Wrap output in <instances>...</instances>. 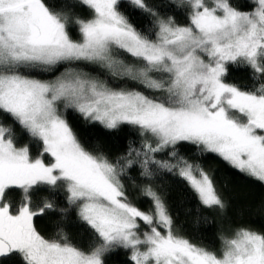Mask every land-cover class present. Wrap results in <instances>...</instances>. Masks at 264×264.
<instances>
[{"label":"snow or ice","instance_id":"6c2138e0","mask_svg":"<svg viewBox=\"0 0 264 264\" xmlns=\"http://www.w3.org/2000/svg\"><path fill=\"white\" fill-rule=\"evenodd\" d=\"M173 2L185 23L127 0L151 17L137 26L123 0H78L87 17L48 0H0V257L105 264L120 248L132 264H264V233L230 226L218 250L203 246L181 234L155 186L161 172L177 176L201 206L224 212L202 165L210 155L264 183V0L248 11L230 0ZM229 66L250 68L253 87L227 82ZM72 114L109 130L130 126L138 139L109 157L81 142ZM17 128L42 145L36 156L19 145ZM128 181L150 207L138 206ZM41 187L66 193L92 235L86 248L62 228L50 238L38 231L34 218L54 208H31Z\"/></svg>","mask_w":264,"mask_h":264},{"label":"trees","instance_id":"16d2710c","mask_svg":"<svg viewBox=\"0 0 264 264\" xmlns=\"http://www.w3.org/2000/svg\"><path fill=\"white\" fill-rule=\"evenodd\" d=\"M48 3L56 11L67 10L82 17L89 15V10L80 6L78 0H48ZM123 3V10L134 24L145 26L150 22V15L134 8L127 3V0H123ZM146 3L161 15H175L178 23H185L184 10L177 8L173 0H146ZM230 3L237 10L248 11L251 0H230ZM251 75L250 68L229 66L226 80L241 89H251L253 87ZM70 123L82 143L112 158L124 154L129 143L138 139L136 130L127 125L109 130L99 124L86 122L78 114L70 116ZM16 135L20 146L28 144L33 156L39 153L42 148L39 142L30 140L19 128L16 129ZM181 151L188 157L195 155L191 145L182 146ZM202 165L213 176L216 187L226 202L227 207L224 212L201 206L191 189L179 177L166 172H161L156 177V189L165 199L181 234L203 246L218 250L219 235L221 232L229 231L230 226L245 225L264 233V184L236 171L215 156L204 158ZM131 175L133 179L140 180L136 172H132ZM127 183L138 206L142 209L150 207V202L138 196L131 181ZM31 197L30 206L35 211H39L45 202L54 205L52 210L45 209L42 214L34 218L35 226L45 237L55 236L58 229L62 228L77 245L86 248L92 242L90 230L78 219L76 210L67 205L66 193L63 189L51 190L48 187H41L35 189ZM8 198L13 206H16L21 199L20 190H12ZM62 208L67 211L62 213ZM129 255L124 249H114L106 253L105 264H132ZM0 264H24V262L19 254L11 253L1 258Z\"/></svg>","mask_w":264,"mask_h":264},{"label":"water","instance_id":"95a60500","mask_svg":"<svg viewBox=\"0 0 264 264\" xmlns=\"http://www.w3.org/2000/svg\"><path fill=\"white\" fill-rule=\"evenodd\" d=\"M8 255H9V254H8ZM8 255H6V256H8ZM6 256H2V257H0V259H1V258H4V257H6Z\"/></svg>","mask_w":264,"mask_h":264},{"label":"rangeland","instance_id":"374dc122","mask_svg":"<svg viewBox=\"0 0 264 264\" xmlns=\"http://www.w3.org/2000/svg\"><path fill=\"white\" fill-rule=\"evenodd\" d=\"M264 184V183H263Z\"/></svg>","mask_w":264,"mask_h":264}]
</instances>
